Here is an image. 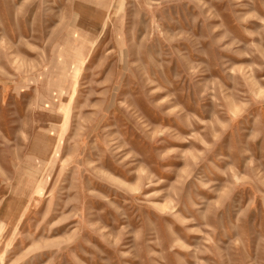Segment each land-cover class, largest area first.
Masks as SVG:
<instances>
[{"label":"rangeland","instance_id":"374dc122","mask_svg":"<svg viewBox=\"0 0 264 264\" xmlns=\"http://www.w3.org/2000/svg\"><path fill=\"white\" fill-rule=\"evenodd\" d=\"M0 264H264V0H0Z\"/></svg>","mask_w":264,"mask_h":264}]
</instances>
